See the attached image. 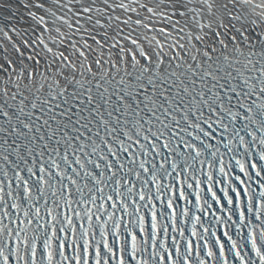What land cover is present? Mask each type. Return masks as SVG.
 <instances>
[{
  "label": "snow or ice",
  "instance_id": "6c2138e0",
  "mask_svg": "<svg viewBox=\"0 0 264 264\" xmlns=\"http://www.w3.org/2000/svg\"><path fill=\"white\" fill-rule=\"evenodd\" d=\"M0 264H264V0H0Z\"/></svg>",
  "mask_w": 264,
  "mask_h": 264
}]
</instances>
